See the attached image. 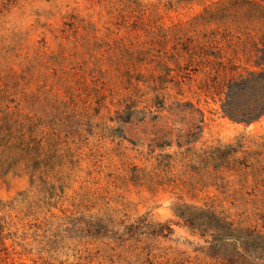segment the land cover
I'll list each match as a JSON object with an SVG mask.
<instances>
[{
	"label": "rangeland",
	"instance_id": "1",
	"mask_svg": "<svg viewBox=\"0 0 264 264\" xmlns=\"http://www.w3.org/2000/svg\"><path fill=\"white\" fill-rule=\"evenodd\" d=\"M234 1L0 0V104L57 144L0 172V264H228L177 216L185 205L263 227L264 117L223 118L207 89L231 77L219 62L251 68L264 33L238 8L211 18ZM156 96L200 110L195 149L227 162L230 146V163L206 173L176 137L158 147Z\"/></svg>",
	"mask_w": 264,
	"mask_h": 264
},
{
	"label": "trees",
	"instance_id": "2",
	"mask_svg": "<svg viewBox=\"0 0 264 264\" xmlns=\"http://www.w3.org/2000/svg\"><path fill=\"white\" fill-rule=\"evenodd\" d=\"M237 8L244 11L243 14L247 18L264 25V0H236L222 4L211 15V18L222 19L229 15L230 10ZM228 47L231 48L230 45ZM213 48L211 44L209 49L204 50L208 64L211 62L210 58L215 56ZM187 51L190 53L189 49ZM253 51L254 54L247 60L252 63L251 68H245L243 72L237 74L239 67L231 60L227 63L219 62L222 69L230 71L231 77L224 82L215 78L213 84L207 85L209 93L220 97L223 118L238 124L250 125L264 117V33L260 42L254 45ZM194 55H196L195 52L190 53L191 58ZM154 105H156L158 114L155 115L153 111H150L149 114L152 116L149 123L154 128L153 134L156 136L154 143L158 147L172 146L173 138L176 137L179 149L187 147L183 158L189 159L190 162L197 159L198 162L195 161V163L198 164L200 170L206 173H209L215 166L230 163L229 157L234 151L230 146L226 147L228 151L223 155L228 158L227 162L221 160L223 158L219 156L220 148L195 149L203 133L204 116L193 104L177 103L167 109L165 100L156 96ZM165 111L168 115L161 116ZM134 113L133 110L128 109L119 116V120L128 123L132 120ZM13 116L14 113L10 111V107L0 104V172L2 175L16 172V167L21 162H38L41 151L45 147L47 151L53 150L57 153V144L53 142L52 137L47 134L40 138L37 137V126H43L45 124L43 120L37 122L31 118L21 119V117L14 120ZM146 117L147 113H145ZM26 123H29V126ZM177 125L181 128H175ZM184 125L187 126V130L183 128ZM164 139H169V142H163ZM166 157L172 158L170 155ZM174 159L178 160V157ZM218 170L219 168L216 169ZM31 173L35 175L34 170ZM259 182L262 184L261 195L264 197V179H260ZM259 195L258 193L253 194L256 198ZM261 203L262 205L259 204L256 209H264V201ZM177 216L193 232L205 238L206 243L209 244V250L215 252L228 264L248 262L264 264V222L262 228L258 225H247L243 221L233 220L225 212L218 211L213 206L185 205L178 209ZM261 219L264 221L263 215Z\"/></svg>",
	"mask_w": 264,
	"mask_h": 264
}]
</instances>
